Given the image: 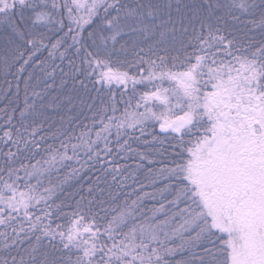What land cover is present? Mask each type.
Returning <instances> with one entry per match:
<instances>
[{"label": "snow or ice", "instance_id": "6c2138e0", "mask_svg": "<svg viewBox=\"0 0 264 264\" xmlns=\"http://www.w3.org/2000/svg\"><path fill=\"white\" fill-rule=\"evenodd\" d=\"M0 76V264H264V0H0Z\"/></svg>", "mask_w": 264, "mask_h": 264}, {"label": "trees", "instance_id": "16d2710c", "mask_svg": "<svg viewBox=\"0 0 264 264\" xmlns=\"http://www.w3.org/2000/svg\"><path fill=\"white\" fill-rule=\"evenodd\" d=\"M3 77L0 76V81H2ZM142 182V181H141ZM135 187V185H132L131 182H129V187L125 190L127 193L130 195V199H135L137 195H139V191L133 192L132 189ZM145 192H153L154 189L152 187H145L144 190ZM162 202L160 200L159 195H157L156 199H153L151 196L145 197L141 203V207L145 210L151 209L153 207L158 206V203ZM150 215V213H149ZM160 219H163V216L160 217Z\"/></svg>", "mask_w": 264, "mask_h": 264}]
</instances>
